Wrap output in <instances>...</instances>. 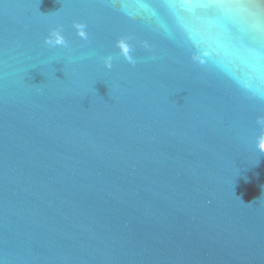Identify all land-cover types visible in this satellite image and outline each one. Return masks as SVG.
I'll return each mask as SVG.
<instances>
[{
    "label": "water",
    "instance_id": "obj_1",
    "mask_svg": "<svg viewBox=\"0 0 264 264\" xmlns=\"http://www.w3.org/2000/svg\"><path fill=\"white\" fill-rule=\"evenodd\" d=\"M262 147L264 0H0V264H264Z\"/></svg>",
    "mask_w": 264,
    "mask_h": 264
},
{
    "label": "clouds",
    "instance_id": "obj_2",
    "mask_svg": "<svg viewBox=\"0 0 264 264\" xmlns=\"http://www.w3.org/2000/svg\"><path fill=\"white\" fill-rule=\"evenodd\" d=\"M76 27L78 29V35H80L81 37H85L86 34L83 31V25H76ZM44 44L49 47L64 46L66 44V41L59 31L53 30L44 38ZM117 47L120 49L121 55H123L126 60L132 63V58L129 55L130 46L128 45L126 40H119L117 42ZM104 66L105 68H111V58H105ZM261 150L264 151V147H262Z\"/></svg>",
    "mask_w": 264,
    "mask_h": 264
}]
</instances>
